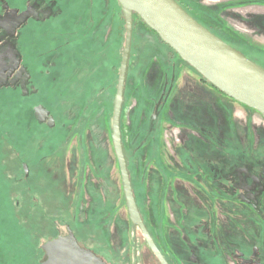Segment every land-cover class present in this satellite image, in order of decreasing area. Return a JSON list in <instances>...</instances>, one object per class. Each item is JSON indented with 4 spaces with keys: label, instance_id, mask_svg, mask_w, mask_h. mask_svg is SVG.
I'll return each mask as SVG.
<instances>
[{
    "label": "rangeland",
    "instance_id": "1",
    "mask_svg": "<svg viewBox=\"0 0 264 264\" xmlns=\"http://www.w3.org/2000/svg\"><path fill=\"white\" fill-rule=\"evenodd\" d=\"M176 1L264 68V0ZM125 36L118 0H0V264H43L67 225L107 264H161L112 140ZM121 130L171 264H264V117L137 15Z\"/></svg>",
    "mask_w": 264,
    "mask_h": 264
},
{
    "label": "water",
    "instance_id": "2",
    "mask_svg": "<svg viewBox=\"0 0 264 264\" xmlns=\"http://www.w3.org/2000/svg\"><path fill=\"white\" fill-rule=\"evenodd\" d=\"M118 1L124 12L126 36L113 111L112 140L130 219L138 226L159 262L170 264L151 235L137 203L122 140L121 118L132 49L134 14H138L184 61L226 96L255 109L263 117L264 68L201 24L176 0ZM43 248L48 256L43 264H107L90 249L81 247L72 230L66 237L48 241Z\"/></svg>",
    "mask_w": 264,
    "mask_h": 264
},
{
    "label": "flooded vegetation",
    "instance_id": "3",
    "mask_svg": "<svg viewBox=\"0 0 264 264\" xmlns=\"http://www.w3.org/2000/svg\"><path fill=\"white\" fill-rule=\"evenodd\" d=\"M145 221V220H144ZM67 229H68V232L66 233V234H61V232H60V234H58L57 235V237H55V238H53L52 240H54V239H57L58 237H60V236H62V237H66V236H68L69 235V231L71 230V228H69L68 227V225H67ZM149 229V228H148ZM150 231V230H149ZM151 233V232H150ZM151 235H152V233H151ZM79 242V241H78ZM156 242V241H155ZM80 244V243H79ZM157 244V243H156ZM80 246L81 247H83V248H85V249H89V248H87V247H84V246H82L81 244H80ZM159 247V249L161 250V252L164 254V256L166 257V259L168 260V262L171 264V262L169 261V259L167 258V256L165 255V253L162 251V249L160 248V246H158ZM91 250V249H90ZM92 251V250H91ZM46 252V251H45ZM94 252V251H93ZM95 253V252H94ZM96 254V253H95ZM155 255V254H154ZM46 256H47V253H46ZM47 258H48V256H47ZM47 260V259H46ZM159 261V260H158Z\"/></svg>",
    "mask_w": 264,
    "mask_h": 264
},
{
    "label": "trees",
    "instance_id": "4",
    "mask_svg": "<svg viewBox=\"0 0 264 264\" xmlns=\"http://www.w3.org/2000/svg\"><path fill=\"white\" fill-rule=\"evenodd\" d=\"M251 1V0H250ZM178 2V1H177ZM180 4V3H179ZM184 8V7H183ZM135 15H137V16H139L138 14H134V16ZM140 17V16H139ZM141 18V17H140ZM142 19V18H141ZM142 21H143V19H142ZM144 22V21H143ZM145 23V22H144ZM151 29V28H150ZM152 30V29H151ZM154 31V30H153ZM155 32V31H154ZM170 47V46H169ZM171 48V47H170ZM172 49V48H171ZM173 50V49H172ZM204 78V77H203ZM205 79V78H204ZM206 80V79H205ZM208 81V80H207ZM209 82V81H208ZM210 83V82H209ZM211 85H213L212 83H210ZM214 86V85H213ZM215 88H217L216 86H214ZM218 89V88H217ZM219 91H221L220 89H218ZM222 92V91H221ZM223 93V92H222ZM136 199H137V203H138V205H139V208H140V210H141V213H142V215H143V217L145 216V214H144V212H143V210H142V208H141V204H140V202H139V200H138V197H137V195H136ZM144 220H145V217H144ZM146 223V225H147V227H148V223H147V221L145 222ZM137 226V225H136ZM138 227V226H137ZM149 228V227H148ZM151 232V231H150ZM152 236H153V234H152ZM153 238H154V240H155V237L153 236ZM156 241V240H155ZM156 243H157V245L159 246V244H158V242L156 241ZM43 251V250H42Z\"/></svg>",
    "mask_w": 264,
    "mask_h": 264
}]
</instances>
